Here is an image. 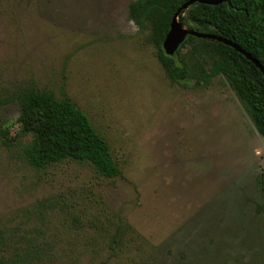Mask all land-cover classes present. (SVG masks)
<instances>
[{
	"label": "rangeland",
	"instance_id": "rangeland-1",
	"mask_svg": "<svg viewBox=\"0 0 264 264\" xmlns=\"http://www.w3.org/2000/svg\"><path fill=\"white\" fill-rule=\"evenodd\" d=\"M129 1L0 0V99L21 87L69 98L119 171H36L0 145L7 252L34 264H264V138L222 76L166 77ZM17 114L16 101L0 106L9 136ZM117 218L127 229L110 256Z\"/></svg>",
	"mask_w": 264,
	"mask_h": 264
},
{
	"label": "trees",
	"instance_id": "trees-1",
	"mask_svg": "<svg viewBox=\"0 0 264 264\" xmlns=\"http://www.w3.org/2000/svg\"><path fill=\"white\" fill-rule=\"evenodd\" d=\"M189 0H131L126 15L146 35L155 50L166 77L179 84L185 79L195 85H206L215 76H222L246 112L256 133L264 138V78L245 57L222 43L187 36L172 56L161 48L175 12ZM178 24L192 32L224 38L255 59L264 69V0H227L216 6L194 3L176 16ZM188 45L189 61L181 49ZM204 61L210 62L207 72ZM10 101L18 103L17 130L0 120V145L15 149L23 162L36 171L62 161L86 163L97 175L114 178L119 175L108 145L90 125L87 117L63 97L55 99L51 92L32 87L16 89L0 106ZM264 181V173L261 174ZM127 224L117 218L109 240L110 256H115ZM9 241L0 231V264H34L27 253L7 252Z\"/></svg>",
	"mask_w": 264,
	"mask_h": 264
},
{
	"label": "water",
	"instance_id": "water-1",
	"mask_svg": "<svg viewBox=\"0 0 264 264\" xmlns=\"http://www.w3.org/2000/svg\"><path fill=\"white\" fill-rule=\"evenodd\" d=\"M225 1L227 0H189L185 4H183L173 15L168 30L162 40L161 48L164 54L166 56H172L174 52L177 50V48L184 42L187 36H193L195 38H202V39H210L232 48L238 54L245 57L250 63H252L259 70L262 77L264 78V69L260 66V64L255 59H253L248 53H246L244 50L238 47L236 44L218 36L206 35V34L189 31L181 27L177 22L176 16L178 12L182 10H186L190 5L194 3L216 6Z\"/></svg>",
	"mask_w": 264,
	"mask_h": 264
}]
</instances>
